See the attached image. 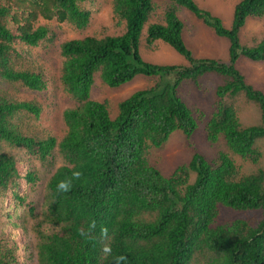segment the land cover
Listing matches in <instances>:
<instances>
[{
  "label": "trees",
  "instance_id": "obj_1",
  "mask_svg": "<svg viewBox=\"0 0 264 264\" xmlns=\"http://www.w3.org/2000/svg\"><path fill=\"white\" fill-rule=\"evenodd\" d=\"M95 1L0 0V264H264V170L245 173L234 159L257 164L262 157L264 92L237 62H264V35L241 40L249 18L264 20V0H238L230 26L196 0H107L123 30L59 44L52 80L53 98L61 100L51 110L38 97L51 83L31 52L52 43L51 22L89 27ZM182 9L228 40L227 61L192 53ZM143 41L150 48L165 43L187 62L146 61ZM210 73L223 82L205 137L211 144L223 139L227 151L213 160L195 152L164 176L151 164V150L175 131L189 139L204 116L178 88L199 86ZM138 76L156 79L115 105L100 98V89ZM241 99L257 104L259 123L242 124ZM33 191L43 193L41 201ZM222 207L263 216L218 222Z\"/></svg>",
  "mask_w": 264,
  "mask_h": 264
},
{
  "label": "rangeland",
  "instance_id": "obj_2",
  "mask_svg": "<svg viewBox=\"0 0 264 264\" xmlns=\"http://www.w3.org/2000/svg\"><path fill=\"white\" fill-rule=\"evenodd\" d=\"M237 1L196 0L202 8L220 18L225 26H230L233 8ZM91 12L90 25L83 31L73 30L64 24L51 22V27L54 30L52 43L45 50L36 48L31 52L32 58L40 61L43 65L41 72L45 79L47 78L48 82L51 83L46 90L38 95L40 100L49 104L51 110V106H56V103L61 100V98H53L58 92L54 89L52 80L53 78L55 79L54 75H59L58 70L61 63L58 49L59 44L66 39L86 34L94 35L97 33L98 35H103L106 32L120 33L123 30L122 25L115 27V21L113 20L111 8L107 0H96L94 6L91 7ZM179 16L185 24L183 31L185 44L196 57H209L227 61L229 45L227 39L217 36L210 28L203 25L201 20L197 19L186 9H182ZM262 35H264V20L249 18L241 32V40L249 42L252 38L261 37ZM144 44L146 43L143 41L140 45V51H142V57L146 61L163 64H185L187 62L182 55L165 43L160 42L154 48L145 47ZM237 67L244 74L248 83L264 92V62H254L241 57L237 62ZM155 79V77L138 76L129 83L117 88L104 87L100 89L99 96L115 105L120 98L127 97L133 91L151 86L155 82ZM222 82L223 78L221 76L210 73L199 78V86L193 81L183 82L179 86L178 94L181 98L190 108L199 109L204 116L200 121H197V127L189 139L182 132L175 131L161 147L151 150L149 160L164 176L172 174L179 164L188 163L195 152L203 154L207 160H213L216 158L218 151H227V146L223 139H220L215 144H211L206 140L204 132V126L214 110L215 87ZM13 91L24 96H35L36 94L24 88H18ZM238 116L243 125L257 124L260 122V109L254 102L241 99L238 102ZM257 145L262 151V157L257 164H252L251 162L242 160L238 156H234L236 163L242 167L245 173L254 172L260 167L264 170V139L259 140ZM48 168L49 166L46 167V169ZM44 173L46 176L49 174L48 171ZM193 178L194 175H192ZM32 198L41 201L43 193L33 191ZM262 216L261 210L239 212L222 207L218 222L241 217L257 223L261 220ZM26 219L30 221L31 217L27 216ZM23 238L24 236L21 235V239Z\"/></svg>",
  "mask_w": 264,
  "mask_h": 264
},
{
  "label": "clouds",
  "instance_id": "obj_3",
  "mask_svg": "<svg viewBox=\"0 0 264 264\" xmlns=\"http://www.w3.org/2000/svg\"><path fill=\"white\" fill-rule=\"evenodd\" d=\"M75 176H79L80 173L79 172H76L74 173ZM59 189L62 190V191H67L68 188H69V185L67 183H64V182H61L59 185H58Z\"/></svg>",
  "mask_w": 264,
  "mask_h": 264
}]
</instances>
